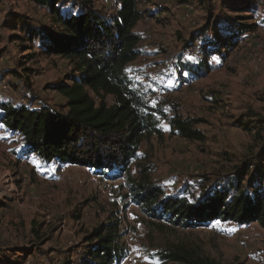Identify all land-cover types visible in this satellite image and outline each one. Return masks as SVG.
<instances>
[{"label": "rangeland", "instance_id": "1", "mask_svg": "<svg viewBox=\"0 0 264 264\" xmlns=\"http://www.w3.org/2000/svg\"><path fill=\"white\" fill-rule=\"evenodd\" d=\"M112 1L104 3L109 6ZM213 4L224 19L244 14L254 25L222 62L217 56L211 59L213 69L203 76L179 73L181 57L192 64L202 57L201 41L194 37L203 30L208 14L200 0H147L142 7L149 12L136 29L142 36V55L128 67L148 98L193 120L202 139L172 135L169 122L160 118L162 135L146 136L140 157L123 175L113 177L77 164L45 167L22 151L19 136L0 127V264H81L88 247L85 236L112 216L121 220V242L127 249L121 264H162L160 251L182 245L224 264H264V228L259 223L174 226L148 216L129 195L128 176L138 178L141 166L149 168L152 180L161 183L167 194L186 186L199 194L235 176L245 164L249 165L245 182L258 171L264 130L259 135L257 128L247 126L264 119V0L252 13H231L221 0ZM29 11L33 20L46 17L25 0H0V99L30 104L23 79L2 76L6 68L20 72L27 68L34 73L36 94L52 108L65 110V98L52 85L71 71L69 62L58 57L25 58L33 51L23 52L12 41V35L20 32L8 21L13 14ZM34 222L44 240L31 253L27 249L33 247Z\"/></svg>", "mask_w": 264, "mask_h": 264}, {"label": "trees", "instance_id": "2", "mask_svg": "<svg viewBox=\"0 0 264 264\" xmlns=\"http://www.w3.org/2000/svg\"><path fill=\"white\" fill-rule=\"evenodd\" d=\"M25 1L43 10L46 17L33 20L30 11L13 14L8 22L20 34H13L12 41L19 43L23 52L33 51L25 58L58 57L67 60L71 68L52 85L65 98V110L52 108L36 94L32 70H2L3 77L15 76L28 86L30 104L0 99V127L20 137L26 155L34 156L45 167L55 163L61 169L77 164L117 177L140 157L146 136L162 135L160 118L169 122L172 135L188 140L203 138L193 120L184 118L176 108L167 109L163 101L148 98L128 69L142 55V36L136 29L149 12L142 7L147 0H113L109 6L104 0ZM213 1L200 0L208 14L203 30L194 37L201 41L202 57L196 64L181 57V76L185 71L189 76H203L215 67L211 62L214 56L222 62L254 27L246 21L248 15L236 19L227 15L224 19ZM221 1L231 13H252L259 0ZM35 103L38 105L33 106ZM255 128L261 135L264 119L247 126L248 130ZM261 153L258 171L251 172L247 182L249 165L245 164L235 176L199 194L191 193V186L167 194L161 183L152 180L149 168L141 166L138 178L128 176L130 199L151 218L174 226L192 228L218 221L258 222L264 228V149ZM32 234L33 247L27 249L31 253L44 240L36 222ZM122 238L121 220L112 216L85 236L88 247L81 264H121L127 254ZM158 256L162 264H224L195 247L183 245L160 251Z\"/></svg>", "mask_w": 264, "mask_h": 264}, {"label": "crops", "instance_id": "3", "mask_svg": "<svg viewBox=\"0 0 264 264\" xmlns=\"http://www.w3.org/2000/svg\"><path fill=\"white\" fill-rule=\"evenodd\" d=\"M255 223L257 224L258 222H253V223H251V224H255Z\"/></svg>", "mask_w": 264, "mask_h": 264}, {"label": "snow or ice", "instance_id": "4", "mask_svg": "<svg viewBox=\"0 0 264 264\" xmlns=\"http://www.w3.org/2000/svg\"><path fill=\"white\" fill-rule=\"evenodd\" d=\"M189 59H194V57H189Z\"/></svg>", "mask_w": 264, "mask_h": 264}]
</instances>
